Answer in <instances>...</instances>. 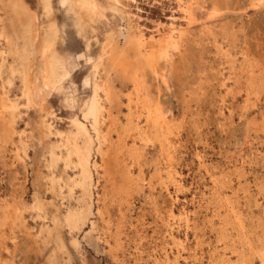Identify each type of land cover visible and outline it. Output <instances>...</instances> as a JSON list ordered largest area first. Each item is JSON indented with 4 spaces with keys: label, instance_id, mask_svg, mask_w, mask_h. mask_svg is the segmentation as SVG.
Segmentation results:
<instances>
[{
    "label": "rangeland",
    "instance_id": "rangeland-1",
    "mask_svg": "<svg viewBox=\"0 0 264 264\" xmlns=\"http://www.w3.org/2000/svg\"><path fill=\"white\" fill-rule=\"evenodd\" d=\"M23 1L37 16L42 33L48 20L55 21L60 38L57 49L76 68L65 82V90L53 91L45 99V109L22 96L17 75L10 83V57L0 71V100L9 97L16 104L13 133L7 139L2 138L5 125L0 119V264H164L166 253L170 264H262L264 0H196L195 19L189 24L182 20L177 0H98L101 14L86 18L80 27L77 17L59 0H52L53 16L48 18L41 0ZM214 7L218 14L211 18ZM171 24L180 25L185 35L178 49L169 50L170 57L156 58L155 70L144 64L146 91L141 93L148 94L171 123L172 159L154 138L152 143L142 142L135 129L126 126L131 117L134 125L137 122L148 128L135 103L131 110L127 107L130 97L136 100L129 74L113 70L106 55V70L100 69V73L108 77L114 97H118L105 103L113 115L112 122L107 117L103 127L106 131L111 128L115 146L122 145L115 160L119 167L110 159L107 172L101 167L94 170L92 214L79 227H71L65 215L79 206L81 191L71 184L78 169L73 164L66 168L63 159L49 166V145L61 137L44 131L45 112H50L46 120L55 129H73L71 119H82L83 102L93 94L92 64L107 39L115 38V55L124 52L129 62L139 64L136 50L125 45L119 31L135 40L142 34L146 43L156 47ZM2 48L5 43L0 40ZM2 61L0 53V69ZM252 81L253 89L248 87ZM70 96L76 98L74 107L66 102ZM57 152L67 153L64 147ZM93 161L101 164L100 156L94 154ZM53 177L59 180L57 183L55 178L54 188ZM218 193L233 199L231 205L237 204L246 226L243 237L236 235L233 224L226 227L229 234L223 233L220 218L225 213L221 211L217 217L214 207L219 203ZM36 201L42 202L41 212L34 206ZM170 206L175 208L176 219L168 217ZM182 210L191 219L189 225L180 220ZM168 225L175 229L181 245L171 241ZM243 240L252 243L250 248L243 247Z\"/></svg>",
    "mask_w": 264,
    "mask_h": 264
},
{
    "label": "bare ground",
    "instance_id": "bare-ground-1",
    "mask_svg": "<svg viewBox=\"0 0 264 264\" xmlns=\"http://www.w3.org/2000/svg\"><path fill=\"white\" fill-rule=\"evenodd\" d=\"M41 1L43 4L42 6L44 7L43 8L44 14L48 18L53 13L52 0H41ZM118 1L119 0H111L112 3H116ZM177 1H178L179 6H180V9L182 11V14H183L182 20H184L187 24L192 23L195 19L194 18V16H195L194 15V7H195V4L197 3V1L196 0H177ZM256 1H261V0H256ZM58 2L62 7H65V9L67 8L68 11H71L77 17L76 19L79 20V23H78L79 27L82 26V24H83L82 22H84L86 18L91 20L94 17L101 14L100 11H101L102 7L100 6L98 0H59ZM214 9H215V7H214ZM217 11H218L217 9H215L213 11L211 18L217 16V14H218ZM47 22H48L46 24L47 26L43 24L44 26H43V33H42L41 29L38 25V22H37V16L35 14L31 13V11L29 10V7L25 3V1H23V0H0V40L5 43V48H2L0 50L1 51L0 53H2V55H3V61L1 63L2 65H1L0 71H2V68L5 67L4 65L7 64V60L10 57L12 61L10 63L8 62V66H7L9 74H10V76H9L10 77L9 78L10 83H12V77L17 75L19 77L21 83H22V94H23L22 96H24L26 98V100L29 104L42 105V106H43V103L45 102V99L51 94V92H53V91L61 92V91L65 90L64 89L65 88V86H64L65 82L68 81L69 78H71V75L74 71V68H76L74 63L72 62V60L69 59L67 56L62 55L57 49V43H58V40L60 38H59V33H58L59 31H58V28L55 24V21L54 20H51V21L48 20ZM85 27H86V25L84 26V28ZM84 30H86V29H84ZM81 32H83V29ZM119 33L124 38L125 45L128 47L130 46L131 48L136 50L135 56H136V59L138 60L139 64H136L135 61L132 62L133 64L131 62H129L130 59H127L126 56H123L124 52L119 51L118 53L116 52L117 55H115L116 48L114 46L117 47V45L114 44L115 38L114 39L108 38L106 43L102 47V53H101L100 57L98 58V60L96 62H94L92 64L93 65V73H92L93 77H92L91 84H92L93 94L89 97V99H87L85 102H83V108H82L83 117H82V119L80 120L78 117H73L71 119V125L73 126V129H71L68 132L55 129L54 126L52 125V123L48 122L49 120L48 121L46 120L47 117H49L50 112H47V111L45 112V116L43 117V121H42L44 131L46 132L47 135H56V136L61 137V140L58 141V143L53 142L55 144L49 145L50 146L49 150H48L49 154H50V160L48 161L49 166L53 167L54 165H56L58 160L63 159L64 163L66 165L65 166L66 168H68L69 166H71V164H73L78 169L77 175L75 177H73V180H71L73 183H71V182L70 183L73 184L75 187H77L81 191V195L78 196V199H77L79 206L76 209H73L70 206L71 207V208L69 207L70 210H68L67 214L65 215V221L71 227L77 228L78 224H80V222H82V220L83 221L86 220L88 218V216L92 214L91 192H92V188L94 186V170H97L98 168L101 167V169H103L104 172H107V170L109 169V160L111 159L114 161L115 160L118 161L117 156L121 152L120 148H122V145H120L121 147H119V145L118 146L114 145V142L112 141V137H111V133H110L111 128H109V130L106 131L103 127L107 117H109L108 118L109 121L112 122V119H111L112 116H110L112 113H111V111L108 110L109 108H107L105 103L107 102L110 104V102H113L112 100L115 98L114 92H113L112 86L108 80V77H106V76L102 77L101 73H100V69L106 70L104 68V62H105L106 55H107V58H109V60H110V65H111V68L113 70L119 68L121 71H124V72L129 74V77H130L131 81L133 82V85L135 88L136 100L132 99L130 97L128 99L127 107L129 108V110H131L132 102L135 103V109L139 113L138 116L139 117L141 115L145 116V120H146V123L148 125V128H145V126L144 127L139 126L140 124L139 123L136 124L137 122L134 125L132 123L133 120L131 121V119H132L131 117L129 119V123H127L126 126L128 127V125H129L130 129H135L137 136L139 137L140 140H142V142L143 141L144 142H149V141L151 142L152 139L154 138L156 141L159 142L160 150L163 153L168 154L170 156V159H172L171 150H173V149H171V148L173 145H172V143L170 141V137H169V136H171L170 135L171 129H172L171 123H169V120L165 116L166 113H164L162 111V109L158 106V104L155 103L156 104L155 105L148 94L145 93L146 94L145 95L144 93H141V92L143 90L146 91L145 90L146 89L145 88V79H144V77H145L144 76V70H145L144 67L146 65H144V64L149 65L148 69L150 68V69L155 70V66L157 65L156 64V58L157 59L165 58V60H166L168 57H170L169 56V50L170 49H178L180 46L179 42L182 40L183 35H185L183 32V29L180 25L171 24V26L169 28H167L166 32H164L163 34L160 33V34H162V41L156 47H155V44H153V43H150V42L146 43L142 34H141L142 37H140L139 40H135L127 32L125 33V35H123L121 31H119ZM40 35H43V38L39 39L40 37H42ZM138 35L140 36V34H138ZM110 37H111V35H110ZM157 40H159V39H157ZM89 48H90V45L87 44L86 51H88ZM159 61H160V59H159ZM249 69H250V67H249ZM249 69H247V70H249ZM154 72H156V71H153V73ZM243 72H245V71H243ZM246 72H248V71H246ZM145 73H146V71H145ZM249 73H250V71H249ZM0 74H1V72H0ZM156 74L158 75V72H156ZM252 74H254V73H252ZM249 75L250 74H248V76ZM251 77H252V75H251ZM162 78L164 80L165 77L162 76ZM13 79H15V77ZM239 80L240 79H238V78L235 79V81L237 83L239 82ZM85 82L87 84H89L90 80L88 79ZM10 85H12V84H10ZM249 85L250 86H248V85L247 86L251 87L253 89V81ZM252 89H250V90H252ZM252 92H253V90H252ZM115 96H117V95H115ZM116 98H115V100H116ZM8 100H9V97H4V98H1V100H0V119H2V121L4 122V125H5V129L2 130V138L3 139H7L10 136V134L13 133V129L11 126L14 123L13 119H16V117L14 118V113L16 110V104H14V102L8 101ZM66 102L71 107H74V105L76 104L77 101H76V98L74 96H70V97L66 98ZM29 106H31V105H29ZM42 108L45 109L44 106ZM115 124H116V120L114 121V124H112L113 125L112 127H114ZM2 125H3V123H2ZM109 126H110V123H109ZM130 129H124V130L126 132ZM131 132H133V131L130 130L127 133H131ZM121 140H123V139H121ZM60 147H64L66 149L67 153L65 156L57 152V149ZM94 154H97L100 156L101 164L93 161ZM131 154L133 155L135 153H133V151H132ZM166 154H165V157H166ZM111 155H113V156L111 157ZM73 157H75L74 161L72 159ZM197 157H198L200 164L203 167H205L204 158L202 156H200L199 154L197 155ZM116 161L114 162L115 166H118L119 163H117ZM171 164H173V163H171ZM171 164L169 163V165H171ZM129 172H130V170H129ZM128 176H129V173H128ZM126 177H127V175H126ZM55 178H57V177H53L51 179L52 180V188L55 187L54 184L57 181H58L57 183H59L58 178H57V181L55 180ZM59 179H60V177H59ZM130 180H131V177H130ZM215 182H216V180H215ZM231 192L235 193L234 190L233 191L231 190ZM232 196H234V195H232ZM228 197H230V196H228ZM217 198H218L219 203L216 204L217 206L214 205L215 211H216L215 214H217L216 216L218 217V215H219V217H221V215H220L221 211H224V213H225V217L223 216L224 218L223 217L220 218L222 220L221 223L223 224V228L221 227L223 229V233H225V234L228 233L227 232L228 228L226 229V227L228 225L230 226V224L231 225L233 224L232 228L237 231L236 235H238V237L239 236L243 237L246 226H245L243 217L241 216L242 214L237 210V207H235V206H237V204L235 203V206H234V203H233V205H231L232 202L230 204V201H232L233 199L229 201L228 199H225V196L221 197V194H219V193H218ZM224 201H227L226 202L227 205L226 204L222 205V203ZM210 202H211V200H210ZM235 202H237V201H235ZM41 203H42L41 201L40 202L36 201V204L35 205L33 204L35 206V208L39 210V212L42 211ZM168 213H169L168 217L170 219H176L177 218V214L175 212L174 206H170ZM20 214H21V212H20ZM180 215H181L180 220L183 221L184 223H186V225H189L191 222V219L189 218L187 212L182 210L180 212ZM222 215H224V214H222ZM58 216L59 215H57V217ZM6 218H7V216H6ZM229 218L231 220H229ZM8 221H9V219H8ZM62 222H63V220H62ZM84 222H86V221H84ZM57 224H59V223H57ZM93 228H94V224L92 223V229ZM168 228H169L168 235H169L171 241L176 243V244L181 245L182 242H181L180 238L177 235H175V233H174L175 229L172 228L170 225H168ZM220 234H222V231ZM247 238H249V236ZM59 239H60V237H59ZM248 240L247 241L243 240L242 241L243 243L241 242L243 247L250 248L251 242L249 243ZM73 242H75V244H76L77 239L74 238ZM227 248H228V246H227ZM237 249H239V248H237ZM243 251H245V250H243ZM257 252L259 253V251H257ZM178 253H179V251H178ZM244 253H246V252H244ZM240 255H238V256H240ZM259 257H260L261 263L264 264V252L263 251L260 252ZM169 260H170L169 254L166 253L165 257H164V264H170ZM223 264H225V263L223 262Z\"/></svg>",
    "mask_w": 264,
    "mask_h": 264
}]
</instances>
